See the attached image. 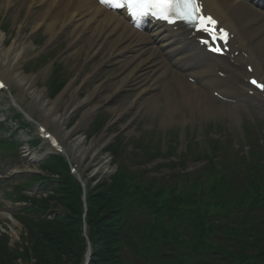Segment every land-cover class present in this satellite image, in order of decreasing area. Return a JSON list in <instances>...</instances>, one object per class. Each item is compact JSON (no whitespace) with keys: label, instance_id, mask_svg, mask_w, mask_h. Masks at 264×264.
<instances>
[{"label":"bare ground","instance_id":"1","mask_svg":"<svg viewBox=\"0 0 264 264\" xmlns=\"http://www.w3.org/2000/svg\"><path fill=\"white\" fill-rule=\"evenodd\" d=\"M2 1L7 2V6L15 0ZM22 1L28 7H32L31 10L43 7V12L39 14L33 29L45 27L46 33L50 36L48 43L55 42L63 36L68 38L70 47L64 60L84 58L93 67L92 71L85 75L82 85L70 84L65 93L52 101L48 98L45 88H38L37 75H26L22 70V65L26 61L23 59L35 48L31 39H26L22 34L7 47L5 45L7 38L0 32V67L4 68V75L19 87H23L49 120L55 122L63 119L65 121L62 122L65 123L78 110L84 119L88 118L98 109V106H92V103L99 97L107 101L108 107L118 119L125 113L133 111L137 119L150 117L153 121L157 120L162 127L176 124L187 127L189 123L195 125L194 110L197 107L201 120L228 115L234 122L240 121L241 116L237 109L218 106L217 100L207 89V86L211 85L213 88L237 95L234 91L238 84L235 74L230 76L231 81L219 80L216 75L215 69H226L228 62L216 61L209 56L205 59L204 52L196 48L186 34L183 36L173 33L162 34L160 37V31L153 34L155 37L151 39L148 35L138 33L123 17L102 9L96 0ZM205 2L212 14L217 15L224 25L231 27L238 36V41L250 49V58L241 60L250 63L252 59L258 67V60H264L263 1L252 0L255 6L238 0ZM169 46H172V49L167 50L166 47ZM164 53L170 58L177 55L172 66L171 61L165 60ZM109 68H112L113 72L107 83L98 84L85 100L80 98L82 92L89 87L93 74L107 71ZM186 72L211 73V76L218 80L211 79L203 83L196 94L194 87L184 79ZM105 85H109L113 93H105L103 91ZM131 90L136 92L135 98L115 106L114 95ZM67 95L76 98L66 105L64 114L59 115V109L65 104ZM260 104L262 105L261 102ZM179 109L182 110L181 118L176 115ZM187 111H191V114L188 115ZM85 120L80 122L78 127L85 126ZM105 140L104 136L97 143L104 146ZM74 142L75 149L84 156L87 155L89 149L86 148V138L78 137ZM93 145L97 147L96 143ZM36 159L31 157L33 161ZM4 215L0 214V217L3 218Z\"/></svg>","mask_w":264,"mask_h":264},{"label":"trees","instance_id":"2","mask_svg":"<svg viewBox=\"0 0 264 264\" xmlns=\"http://www.w3.org/2000/svg\"><path fill=\"white\" fill-rule=\"evenodd\" d=\"M114 149V154H117ZM122 161V156H117ZM51 171L63 176L64 184L59 189L58 204L67 210L66 217L59 216L55 220L39 219V222L29 220L30 239L33 243V252L36 255V264H83L86 241L82 236L83 208L79 201L81 188L71 179L67 173V165L57 160L48 165ZM118 175L111 180H102L100 184L91 186L88 195L89 212L87 214L90 240L93 244V264H131L134 260H142L147 264H159L168 262L173 249L168 245L190 247L192 253L200 260L208 261V256L216 252L225 255L229 249L222 244H209L206 240L217 231L216 226L206 221L212 207L223 204V199L230 200L233 195L234 184L224 176L213 188L215 195L211 204L209 199L214 197L211 193H205L203 205L197 209L198 214H192L188 225L192 230L191 239L186 241L185 233L179 232L178 225L175 231L162 225L151 203H155L146 190H141L142 177L129 171L125 166ZM259 184L252 185L255 194L254 199H240L236 194V206L243 207L251 203L257 207L264 204V195L260 190L264 188V176L259 173ZM218 191V192H217ZM48 203V201H47ZM172 206L184 205L174 199ZM183 208H186L184 206ZM182 209V208H181ZM168 210V207H167ZM173 217H179L174 212ZM174 219V218H173ZM176 222V220H174ZM229 237L233 236L240 242L238 253L231 256L240 264H264V218L253 220L246 218L244 223L236 229L225 231ZM0 242V264H15L16 254L11 253L6 242ZM186 244V245H185ZM171 252V253H170ZM132 256V259L130 258ZM188 260L182 256L183 260Z\"/></svg>","mask_w":264,"mask_h":264},{"label":"rangeland","instance_id":"3","mask_svg":"<svg viewBox=\"0 0 264 264\" xmlns=\"http://www.w3.org/2000/svg\"><path fill=\"white\" fill-rule=\"evenodd\" d=\"M6 3L2 0H0V19H3V15L6 14ZM29 10V12H28ZM11 15H9L7 18H9L10 22H8L9 26L6 29V32L11 30V26H12V22L13 21V30L14 33L12 34L10 32V34L7 36V40L9 42H7V47L9 45L10 42H12V40L17 39L18 36L20 37L22 34L23 36L27 39H34L40 35V37L37 39V44H42L43 42H45V45H39V48L33 49L29 52V57L30 55L33 56V54H35V57H37L39 54H41V52H45L47 53L48 51L52 50V49H48V46L46 44V42L49 39V34L46 33L45 28L44 27H40V29L38 28L36 31L33 29L34 25H35V20L37 19V17L39 16V14L42 12V7L37 8L36 10H30V8L27 7V4H25L24 1L22 0H15L13 2V9L10 11ZM23 27L21 30L20 28ZM21 33V34H20ZM67 44H69V40L67 37H62L60 40H58L55 43L54 47H58L60 45V47L58 48L57 51L52 52V54H48L44 57H42L39 60H34L30 63H28L26 65L27 67V73H31V72H39L41 70L42 63H46V62H50L53 59H55L56 57H58V52H60L63 49V46H67ZM53 47V48H54ZM61 57L57 60L60 62H65L63 64V67L57 68L56 69V74L55 76L57 77V75L61 74L60 72H66V68L68 69V74L65 76L66 79H68V85L71 83H76V85L80 86L83 83L84 77L86 74L90 73L93 69L92 65L89 64L88 62H86L84 60V58L79 59H69V60H64L63 58V52L60 53ZM28 57V58H29ZM64 60V61H63ZM25 66V65H24ZM52 67V66H51ZM51 67H49V69L43 70L42 72L37 73L36 75H38V87L39 89L42 88H46L47 89V80L50 78V74H51ZM25 68V67H24ZM23 68V70H24ZM50 71V72H49ZM54 72V71H53ZM113 72L112 68H109L107 71L104 72H97L94 73V77L92 78V80L89 82L88 86L86 88V90H84L82 92V94L80 95L81 98L83 100L86 99V97L88 96L89 92L94 90L95 87L99 84H105L107 83L111 73ZM34 74V73H31ZM30 74V75H31ZM70 74V75H69ZM45 75V76H43ZM53 75V73H52ZM52 77V76H51ZM51 80L52 78H50V82H48V87L50 88L51 86ZM13 90H15V92H17V95L20 97V99L24 102V104H26L28 109L34 110L35 114L37 115V120H44L47 119V116L45 114H43V111L40 110L37 106L36 103L34 102V100H31V98L29 97V95L27 94L26 90L23 87H19L16 83H13ZM48 90V89H47ZM103 91L105 93H113V90L109 87V85H105L103 87ZM48 96H49V92H48ZM116 96V101H115V106L119 105L120 103H124L127 102L133 98H135L136 96V92L131 90V91H127V92H121L120 95ZM57 98V97H56ZM54 98V100L56 99ZM53 100V101H54ZM57 100V99H56ZM72 101L71 96H67V100L65 102L64 105L61 106V108L59 109V113L60 114H64L65 112V108L66 105L69 104ZM6 105V104H5ZM97 105L98 109L95 111V113L93 114V116H97L100 113L107 119V121L109 122L108 126H110V130H108V132L105 133L106 136V143L104 146L101 145H97L96 149H91V146L94 144V142H98L100 140V138L103 136V133H97L95 135L92 136V134L88 133V128L91 126L90 121L88 122V124L85 127H81L79 130L81 132H77L75 134V136L78 134L80 136H84L86 137L87 134V149H91L89 150V154L87 155L86 158H84V155L82 153L73 149V145H72V141L71 142V159L72 162H77L81 164V168H80V172L82 174H89L90 176H95V175H112V173L115 171L116 169V165L113 162V159L111 158L110 154L107 152V149L109 148V146L111 145V143L114 141L113 139L117 136H123L126 138V140L131 141L133 143V145H137V142H139L142 138L146 137L148 139H154V141H156L157 144L162 142V146L160 145V149L162 150V152L166 153V151L168 150L166 147L170 146V140H169V136L171 135L173 130H178V131H185L187 134V137L189 138V134L193 135V137H195L196 141L199 142L200 141V147H202L203 149H207L208 147V142L210 141V138L214 137L217 139H220L224 142V146L228 147L229 152L234 156L236 154L237 150H241V149H245L246 147L248 148V145H246L245 141H243V137L245 136V138H248L249 133L250 134H256L258 137V141L259 142H263L264 140V125L262 124V122L258 121V120H262L259 119L258 117H255L253 119L252 122H256L257 124H251L247 121H242L241 124L234 126L231 123V120L229 119L228 116H221L220 118H209L208 120H200L198 124L193 125L192 123H189L187 125V127L185 129H183L182 126H178L176 125H172L170 127H162L160 126V124L158 123L157 120H154L150 117H143V119H137V117L135 116V113L133 111L129 112V113H125L124 115H122L121 119L116 118V114L110 110V108L108 107L107 101L101 98H96L93 103L92 106ZM8 106V105H7ZM3 109H6L7 107L3 106L0 107ZM24 108L26 110H28L25 106ZM187 114L190 115L191 111H187ZM83 114L78 112L77 114L73 115L69 120V129L74 125V120H81L82 119ZM3 117V116H1ZM177 117H179V115H177ZM198 119H200V117L198 116ZM264 122V121H263ZM52 123V122H51ZM56 123H52V127L55 126ZM89 125V126H88ZM214 125V127H213ZM8 129L11 128V123L7 122V124L5 125ZM241 127V129H239V127ZM78 130V131H79ZM195 130V132H194ZM194 132V133H193ZM118 133V134H117ZM175 133V131H174ZM193 133V134H192ZM92 136V137H91ZM91 137V138H90ZM136 137V138H134ZM141 138V139H140ZM137 139V140H136ZM136 141V142H135ZM37 145L36 142H34V144L32 145L33 147ZM126 151H132L130 150V146L131 144H126ZM0 149H2V151H4L7 154H16L19 151V148L17 147V145L14 142H8L4 145H1ZM164 150V151H163ZM178 153H180V151H178ZM133 158V157H131ZM131 158L128 157V160H126L127 162H129V164L132 166H129L130 168H132L133 170H150L149 175L153 176V177H166L167 175H169L171 172L168 169L169 168L167 165L166 166H161L159 169L156 166V164L158 163H164V162H168V159H156L153 161H143L141 160V158L139 157L138 160H132ZM85 160V161H84ZM21 159H19V157L16 158V165H6L3 163L2 169L0 170V174H5L4 172L7 171L6 173H12L13 169L17 168V167H23V163H21ZM84 162V164L82 163ZM91 165V166H89ZM174 166V165H173ZM203 166V163L200 162H194L192 160L189 161V163L187 164V166L185 167V172L188 173L190 172H198L200 170V168ZM157 167V168H156ZM168 168V169H167ZM174 168V167H173ZM90 169V170H89ZM178 171V169H177ZM35 192H33L34 194ZM8 197H5L3 192L0 191V208L1 206L4 205L5 200ZM12 217H14L15 213H10ZM3 225L4 228L7 229V232L10 234L11 237V244H12V248L13 249H17L18 246L21 247L22 244V235H23V227L22 225L17 222L14 221L13 219H11V217L6 218L4 217V220L0 219V226ZM185 227V226H184ZM26 233V232H25ZM191 264V263H188Z\"/></svg>","mask_w":264,"mask_h":264},{"label":"snow or ice","instance_id":"4","mask_svg":"<svg viewBox=\"0 0 264 264\" xmlns=\"http://www.w3.org/2000/svg\"><path fill=\"white\" fill-rule=\"evenodd\" d=\"M113 7H126L134 18L147 15L159 17L169 22L184 20L189 24L203 26L208 31L207 25L216 23L210 16H204L198 0H102ZM220 51L219 48L214 49ZM251 83L264 90V83L252 80ZM3 85H0L2 87Z\"/></svg>","mask_w":264,"mask_h":264}]
</instances>
